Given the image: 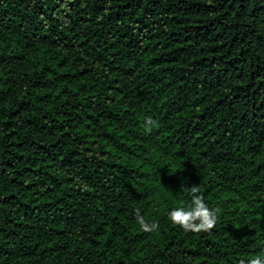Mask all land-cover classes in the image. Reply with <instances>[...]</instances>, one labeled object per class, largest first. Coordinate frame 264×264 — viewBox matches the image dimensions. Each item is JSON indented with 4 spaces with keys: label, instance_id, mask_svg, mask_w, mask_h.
<instances>
[{
    "label": "trees",
    "instance_id": "16d2710c",
    "mask_svg": "<svg viewBox=\"0 0 264 264\" xmlns=\"http://www.w3.org/2000/svg\"><path fill=\"white\" fill-rule=\"evenodd\" d=\"M193 185L209 233L168 219ZM256 256L264 0H0V264Z\"/></svg>",
    "mask_w": 264,
    "mask_h": 264
},
{
    "label": "clouds",
    "instance_id": "9594fccd",
    "mask_svg": "<svg viewBox=\"0 0 264 264\" xmlns=\"http://www.w3.org/2000/svg\"><path fill=\"white\" fill-rule=\"evenodd\" d=\"M160 122L152 117L145 118L143 122L144 131L151 133L154 129H158ZM183 192L191 194L190 202L187 205L173 207L168 213V219L174 226H178L185 232L190 233H209L217 223L219 208H209L204 202V197L201 195L199 186L193 185L191 188H182ZM135 218L140 229L146 233L157 232L159 224L157 222H150L141 215L139 209L135 212ZM239 264H245L244 260H240ZM247 264H264V259L256 256L247 260Z\"/></svg>",
    "mask_w": 264,
    "mask_h": 264
}]
</instances>
